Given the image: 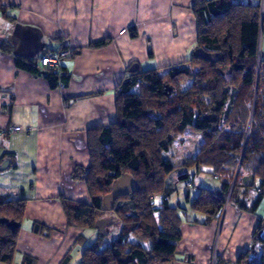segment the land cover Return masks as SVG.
I'll return each mask as SVG.
<instances>
[{
	"label": "trees",
	"instance_id": "obj_1",
	"mask_svg": "<svg viewBox=\"0 0 264 264\" xmlns=\"http://www.w3.org/2000/svg\"><path fill=\"white\" fill-rule=\"evenodd\" d=\"M192 7L199 35L191 59L165 70L132 73L130 68L116 90V122L92 130L91 166L72 174L74 181L88 187L91 203L59 198L69 227L94 230L100 221L107 223L105 231L83 251L80 264L174 263L187 208L170 205L173 189L168 179L178 167L166 155L188 130L202 136L204 144L195 159H186L180 168L197 173L210 169L221 182L218 192L201 188L195 199L186 198L190 209L205 218L203 226L219 221L228 205L256 216L263 203L260 1L197 0ZM9 8L7 0H0L1 16L8 18ZM130 33L137 36L135 28ZM106 45L108 42L103 41L93 47ZM198 50L221 59L213 63L198 58ZM0 51L13 54L7 42L0 45ZM15 61L19 68L44 76L52 87L64 88L70 83L69 75L40 71L34 60L15 56ZM126 175L134 179L138 191L116 201V209L110 214L119 232L113 235L115 225L105 218L102 205L115 181ZM186 179L188 173L181 177ZM27 203L9 202L0 195V219L19 225L11 229L0 222L1 263L14 264ZM191 223L200 224L196 220ZM258 225L251 246L236 264H264V256L256 258L257 248H264V218ZM33 232L49 236V230L39 224ZM23 264L35 262L25 258Z\"/></svg>",
	"mask_w": 264,
	"mask_h": 264
},
{
	"label": "crops",
	"instance_id": "obj_2",
	"mask_svg": "<svg viewBox=\"0 0 264 264\" xmlns=\"http://www.w3.org/2000/svg\"><path fill=\"white\" fill-rule=\"evenodd\" d=\"M196 1L7 0L8 18L0 15V45L9 43L13 54L0 51V166L8 161L9 168L0 170V195L9 202H28L14 264L25 258L63 264L69 257V264L81 263L83 251L101 232L69 227L59 198L91 203L88 187L72 174L91 166L92 130L116 122V90L130 68L165 70L191 59L198 47ZM260 39L264 59V33ZM103 41L108 45L93 47ZM65 47L74 54L62 64L61 71L70 76L64 88L52 87L15 61L20 56L37 65L46 53ZM12 127L22 132L12 133ZM169 183L182 206L175 182ZM220 188L221 182H213L210 189ZM195 193L188 192L190 201ZM186 213L173 264H236L264 218L261 208L255 216L228 205L219 221L205 227L203 216ZM35 224L48 229L49 236L34 234ZM263 256L264 248L258 247L256 258Z\"/></svg>",
	"mask_w": 264,
	"mask_h": 264
},
{
	"label": "rangeland",
	"instance_id": "obj_3",
	"mask_svg": "<svg viewBox=\"0 0 264 264\" xmlns=\"http://www.w3.org/2000/svg\"><path fill=\"white\" fill-rule=\"evenodd\" d=\"M203 144H204V139L202 136L196 135L195 133L193 134L192 131L188 130L186 133L183 134V137H181L178 141H176L173 144L171 152L166 155V158L171 159L173 164L176 167H178L169 177L168 182L170 181L175 182L179 190V194H180L179 197H181V205H182L181 207L184 208L183 206H185L189 209L188 212L186 213V216L190 218H194V216H193V211L190 209V205L186 203V198H187L186 196L188 192L192 194V197H194L196 194L195 192L198 193V191L201 188H203L201 184L202 185L206 184L209 187L205 189L208 188L210 189L213 186V182L216 183L220 182L219 180L214 178L215 176L211 174L210 169H205L204 172L197 173V170L195 169L186 171L185 169L180 168L181 164H183L186 159H190V158L195 159V157L203 147L202 146ZM186 173H188V179H186L185 181H180L181 177L184 176V174ZM187 181L189 182V184L187 185L186 188L185 186L187 184ZM235 182L236 181H234L232 187L234 186ZM172 198L173 199L170 200V204L173 207L179 206L178 195L176 194ZM260 208L262 211H264V202L261 204ZM105 218L110 220V222H112L113 225L117 226L116 221L113 220V215L110 214V212L105 214ZM111 230L113 232L112 233L113 235H117L118 231H116L115 227H112ZM88 231L91 232L90 230Z\"/></svg>",
	"mask_w": 264,
	"mask_h": 264
},
{
	"label": "water",
	"instance_id": "obj_4",
	"mask_svg": "<svg viewBox=\"0 0 264 264\" xmlns=\"http://www.w3.org/2000/svg\"><path fill=\"white\" fill-rule=\"evenodd\" d=\"M196 56L201 59L204 58L205 60L211 61L213 63L218 62L221 59L219 55L217 54L210 55L206 53L204 50L196 51ZM137 70H139V68H137V66L135 65L132 67L131 72L134 73ZM7 168H9L8 161L0 166L1 171H5L7 170ZM113 185L114 186L112 187L111 193L105 196L102 205V209L104 210V212L107 213L112 212L116 209L115 205L117 200L123 197H127V195L136 193L138 191V185L135 183L134 179L129 175H126L116 180ZM0 222L8 224V227L11 229H15L19 227V225L15 224L13 221L9 222L8 220L0 219ZM106 227H107L106 220L100 221L97 225V229L100 232L105 231Z\"/></svg>",
	"mask_w": 264,
	"mask_h": 264
},
{
	"label": "built area",
	"instance_id": "obj_5",
	"mask_svg": "<svg viewBox=\"0 0 264 264\" xmlns=\"http://www.w3.org/2000/svg\"><path fill=\"white\" fill-rule=\"evenodd\" d=\"M241 4H243L241 2ZM261 4V36L264 33V0H260ZM74 54V52L69 48L65 47L62 50L59 51H51V53H46L39 59V69L43 70L44 72L47 73H54V74H62V64L63 61L66 60L67 58L71 57ZM12 133H20L22 132L21 129L12 127L11 130ZM5 137L4 135H2Z\"/></svg>",
	"mask_w": 264,
	"mask_h": 264
}]
</instances>
